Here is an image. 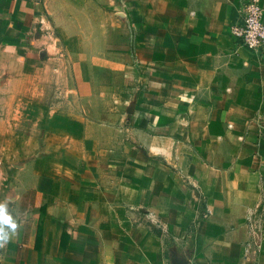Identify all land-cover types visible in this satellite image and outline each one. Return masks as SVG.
<instances>
[{
    "label": "crops",
    "instance_id": "1",
    "mask_svg": "<svg viewBox=\"0 0 264 264\" xmlns=\"http://www.w3.org/2000/svg\"><path fill=\"white\" fill-rule=\"evenodd\" d=\"M94 1L120 32L101 107L76 83L64 0H0V264H264V240L246 248L264 54L231 34L243 0Z\"/></svg>",
    "mask_w": 264,
    "mask_h": 264
},
{
    "label": "rangeland",
    "instance_id": "2",
    "mask_svg": "<svg viewBox=\"0 0 264 264\" xmlns=\"http://www.w3.org/2000/svg\"><path fill=\"white\" fill-rule=\"evenodd\" d=\"M64 4L65 10L72 13L63 17V23L69 28L65 32L68 50L78 59L74 64L78 88L91 106L112 103L116 96L109 95L108 101V88H120L121 85L117 73L121 67L118 60L120 50L110 48L120 32L108 30V24L116 25L115 20L108 17V7H103L98 1L64 0ZM119 99L117 97V102Z\"/></svg>",
    "mask_w": 264,
    "mask_h": 264
},
{
    "label": "built area",
    "instance_id": "3",
    "mask_svg": "<svg viewBox=\"0 0 264 264\" xmlns=\"http://www.w3.org/2000/svg\"><path fill=\"white\" fill-rule=\"evenodd\" d=\"M240 19L231 26V34L249 50L264 54V7L261 0H243ZM208 213L204 214L207 217ZM251 240L246 244L247 258L262 252L264 240V200L247 217Z\"/></svg>",
    "mask_w": 264,
    "mask_h": 264
}]
</instances>
